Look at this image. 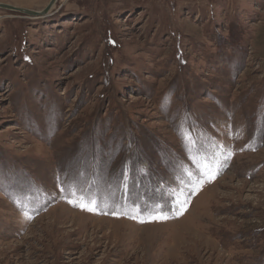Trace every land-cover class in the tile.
<instances>
[{
  "label": "rangeland",
  "instance_id": "374dc122",
  "mask_svg": "<svg viewBox=\"0 0 264 264\" xmlns=\"http://www.w3.org/2000/svg\"><path fill=\"white\" fill-rule=\"evenodd\" d=\"M50 1L0 0V264H264V0Z\"/></svg>",
  "mask_w": 264,
  "mask_h": 264
},
{
  "label": "bare ground",
  "instance_id": "6f19581e",
  "mask_svg": "<svg viewBox=\"0 0 264 264\" xmlns=\"http://www.w3.org/2000/svg\"><path fill=\"white\" fill-rule=\"evenodd\" d=\"M92 217V216H91ZM74 221V220H73ZM136 236V235H135ZM133 238V237H132ZM157 244V243H156ZM161 244V242L159 243ZM139 246V245H138ZM133 247V246H132ZM144 247V246H143ZM150 247V246H149ZM154 248V247H153ZM135 249V248H134ZM149 251V250H148ZM137 254V253H136ZM162 254V253H161ZM181 253L178 252L177 250L173 251L170 255H167V256H163V255H160V254H157V255H152L149 257V262H145L146 264H184V256L180 255ZM130 255V254H129ZM175 255H178L181 257V260H177L176 256ZM199 255V254H198ZM132 256V255H131ZM154 256V257H153ZM126 257V256H125ZM172 259H174L175 261H171ZM130 259H128L129 261ZM137 260V259H136ZM144 262V261H143ZM132 263V262H131ZM194 264H197V261L195 260L194 261Z\"/></svg>",
  "mask_w": 264,
  "mask_h": 264
},
{
  "label": "water",
  "instance_id": "95a60500",
  "mask_svg": "<svg viewBox=\"0 0 264 264\" xmlns=\"http://www.w3.org/2000/svg\"><path fill=\"white\" fill-rule=\"evenodd\" d=\"M55 1L56 0H51L49 5H48V7H50ZM0 7L1 8H7V9H10V10L20 11V12H23V13H26V14H38L39 13L38 11H35V10L22 8V7H18V6H15V5H12V4H7V3H0Z\"/></svg>",
  "mask_w": 264,
  "mask_h": 264
},
{
  "label": "clouds",
  "instance_id": "9594fccd",
  "mask_svg": "<svg viewBox=\"0 0 264 264\" xmlns=\"http://www.w3.org/2000/svg\"><path fill=\"white\" fill-rule=\"evenodd\" d=\"M172 98H173V92L170 90L169 92H167L163 96V98L161 100V105L160 106H161L162 110H166L170 106V104L172 102Z\"/></svg>",
  "mask_w": 264,
  "mask_h": 264
},
{
  "label": "snow or ice",
  "instance_id": "6c2138e0",
  "mask_svg": "<svg viewBox=\"0 0 264 264\" xmlns=\"http://www.w3.org/2000/svg\"><path fill=\"white\" fill-rule=\"evenodd\" d=\"M93 203H94V202H93ZM80 206L86 208V209L89 210V211H93V210H94V208H93V207H89V205H88L87 203H85V204H81ZM160 218H161V219H166V217H160Z\"/></svg>",
  "mask_w": 264,
  "mask_h": 264
}]
</instances>
